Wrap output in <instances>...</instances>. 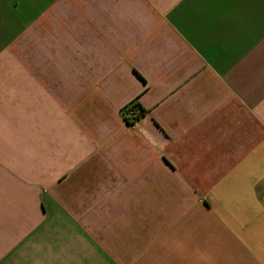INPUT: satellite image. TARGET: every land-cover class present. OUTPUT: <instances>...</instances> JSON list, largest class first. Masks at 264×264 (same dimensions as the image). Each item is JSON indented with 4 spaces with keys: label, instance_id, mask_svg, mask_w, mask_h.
<instances>
[{
    "label": "crops",
    "instance_id": "0c3cea01",
    "mask_svg": "<svg viewBox=\"0 0 264 264\" xmlns=\"http://www.w3.org/2000/svg\"><path fill=\"white\" fill-rule=\"evenodd\" d=\"M0 264H264V0H0Z\"/></svg>",
    "mask_w": 264,
    "mask_h": 264
},
{
    "label": "trees",
    "instance_id": "16d2710c",
    "mask_svg": "<svg viewBox=\"0 0 264 264\" xmlns=\"http://www.w3.org/2000/svg\"><path fill=\"white\" fill-rule=\"evenodd\" d=\"M146 112L147 110L137 100H133V102L123 109L122 114L125 121L129 125H133L135 121L139 120Z\"/></svg>",
    "mask_w": 264,
    "mask_h": 264
}]
</instances>
